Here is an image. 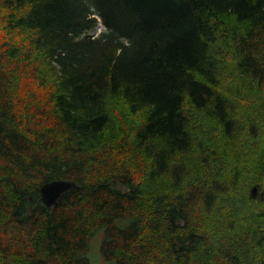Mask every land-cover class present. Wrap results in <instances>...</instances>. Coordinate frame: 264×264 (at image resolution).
Segmentation results:
<instances>
[{
  "label": "trees",
  "instance_id": "obj_1",
  "mask_svg": "<svg viewBox=\"0 0 264 264\" xmlns=\"http://www.w3.org/2000/svg\"><path fill=\"white\" fill-rule=\"evenodd\" d=\"M263 173L264 0H0V264H264Z\"/></svg>",
  "mask_w": 264,
  "mask_h": 264
},
{
  "label": "water",
  "instance_id": "obj_2",
  "mask_svg": "<svg viewBox=\"0 0 264 264\" xmlns=\"http://www.w3.org/2000/svg\"><path fill=\"white\" fill-rule=\"evenodd\" d=\"M77 184L70 179H58L43 183L39 188L40 199L47 206L50 207L58 202L61 196L70 189L76 187ZM255 186L251 189V194L255 195Z\"/></svg>",
  "mask_w": 264,
  "mask_h": 264
},
{
  "label": "rangeland",
  "instance_id": "obj_3",
  "mask_svg": "<svg viewBox=\"0 0 264 264\" xmlns=\"http://www.w3.org/2000/svg\"><path fill=\"white\" fill-rule=\"evenodd\" d=\"M103 27V25L99 22L97 24V28L96 31L98 32L101 28ZM24 76V75H23ZM25 77V76H24ZM33 93L34 97H35V102L34 104L38 103V101L41 99V95H42V90H40L37 87H33L30 85V83H28L26 80H20V83L18 85V97H21L23 99V101L25 100V97L28 93ZM264 178V173L262 174V176L260 177L259 180H262ZM253 195V194H252ZM258 208V207H257ZM225 209L221 210V213L224 212ZM234 234H236V232H234Z\"/></svg>",
  "mask_w": 264,
  "mask_h": 264
}]
</instances>
